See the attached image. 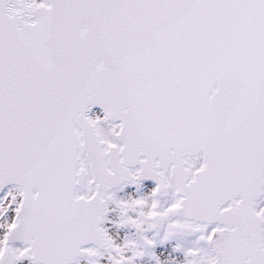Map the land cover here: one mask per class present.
I'll list each match as a JSON object with an SVG mask.
<instances>
[{
    "label": "snow or ice",
    "instance_id": "6c2138e0",
    "mask_svg": "<svg viewBox=\"0 0 264 264\" xmlns=\"http://www.w3.org/2000/svg\"><path fill=\"white\" fill-rule=\"evenodd\" d=\"M25 261L264 264V0H0V264Z\"/></svg>",
    "mask_w": 264,
    "mask_h": 264
},
{
    "label": "rangeland",
    "instance_id": "374dc122",
    "mask_svg": "<svg viewBox=\"0 0 264 264\" xmlns=\"http://www.w3.org/2000/svg\"><path fill=\"white\" fill-rule=\"evenodd\" d=\"M135 189V186L132 185V186H129V188H126L124 191L125 192H128V191H132ZM123 194V193H121ZM121 232H123V230H121ZM175 244H176V241L173 240V241H170L168 242L167 244H164V245H158L157 248L155 249L156 252L159 254L161 251H165V252H172V249L175 247ZM172 255L175 256V257H179V258H182V254L179 253V252H172ZM145 264H148L147 261H145Z\"/></svg>",
    "mask_w": 264,
    "mask_h": 264
},
{
    "label": "bare ground",
    "instance_id": "6f19581e",
    "mask_svg": "<svg viewBox=\"0 0 264 264\" xmlns=\"http://www.w3.org/2000/svg\"><path fill=\"white\" fill-rule=\"evenodd\" d=\"M24 264H28V262L25 261ZM81 264H86V262L85 261H81Z\"/></svg>",
    "mask_w": 264,
    "mask_h": 264
}]
</instances>
